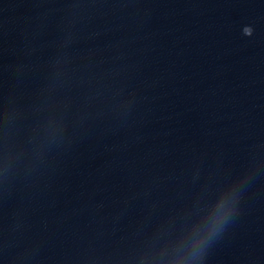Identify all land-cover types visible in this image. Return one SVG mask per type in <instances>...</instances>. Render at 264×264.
Here are the masks:
<instances>
[{"label": "water", "instance_id": "water-1", "mask_svg": "<svg viewBox=\"0 0 264 264\" xmlns=\"http://www.w3.org/2000/svg\"><path fill=\"white\" fill-rule=\"evenodd\" d=\"M0 264H264V0H0Z\"/></svg>", "mask_w": 264, "mask_h": 264}]
</instances>
